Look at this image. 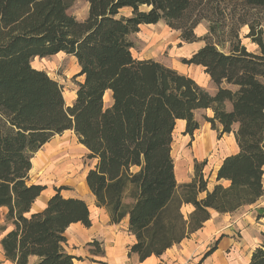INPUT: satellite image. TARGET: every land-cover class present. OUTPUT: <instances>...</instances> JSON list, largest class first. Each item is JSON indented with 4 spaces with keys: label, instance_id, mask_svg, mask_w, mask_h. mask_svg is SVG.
I'll return each mask as SVG.
<instances>
[{
    "label": "trees",
    "instance_id": "16d2710c",
    "mask_svg": "<svg viewBox=\"0 0 264 264\" xmlns=\"http://www.w3.org/2000/svg\"><path fill=\"white\" fill-rule=\"evenodd\" d=\"M74 1L0 0V207L12 225L0 243L10 264H75L65 232L75 222L92 225L87 202L64 196L62 187L42 210L32 209L46 188L31 182L32 159L66 131L94 161L86 182L96 205L108 208L113 223L128 217L136 236L129 251L141 261L190 237L212 210L255 204L264 194V0H88L84 20L70 13ZM204 19L211 35H228L218 41L228 40L230 49L207 40L183 63L203 66L213 94L178 69L133 53L132 35L145 24L163 20L192 43ZM245 25L260 52L242 42ZM59 52L75 56L80 67L71 105L60 83L32 64ZM209 108L211 127L220 136L234 132L238 144L217 169L216 180L229 184L211 189L199 163L192 180L179 183L172 156L177 121L186 120L185 133L193 136L200 128L195 110ZM187 204L193 209L185 214ZM248 263L264 264V242Z\"/></svg>",
    "mask_w": 264,
    "mask_h": 264
},
{
    "label": "rangeland",
    "instance_id": "374dc122",
    "mask_svg": "<svg viewBox=\"0 0 264 264\" xmlns=\"http://www.w3.org/2000/svg\"><path fill=\"white\" fill-rule=\"evenodd\" d=\"M88 5V0H75L69 7V11L79 20H84L89 10ZM229 7L226 11L227 13H230L231 6ZM210 23L211 21L207 19L200 22L195 28L198 40L192 43L183 40L181 31L171 28L163 20H160L157 24H145L141 26L139 32L132 35L135 41L133 53L140 59L153 58L178 69L180 72L194 78L206 91L213 94L216 91V85L210 76L206 74L204 68L194 64L187 65L183 63V58L191 57L207 40H213L217 43L219 49L229 51L230 43L228 40L222 42V44L218 41L219 39L222 40V38L227 39L228 35H222L219 39L216 35H211L209 33ZM226 29L228 28L226 27ZM246 32L248 33V26H242L239 31L242 42L248 49L253 50L255 43L246 36ZM32 64L37 69L41 68L47 71L52 78L60 83L68 105L74 102L73 100L76 97L79 86L77 81L82 80V77L77 76L80 72V67L75 56L59 52L52 56L35 58ZM109 103L110 100L107 97L106 104L108 105ZM227 108H230L229 102L227 103ZM210 115H213V111L210 108L209 110H195V116L200 123V128L194 132L193 136L187 135L183 128H179L175 134L172 156L175 159V173L179 183L192 180L195 176L194 171L197 163L203 164L202 173L209 181V187L216 181L217 169L229 145L223 144L219 131L212 128L211 123L206 120V117ZM233 138L234 136L228 138V134H225L224 140L228 139V141L232 142ZM202 141H208L209 144L205 143L203 145ZM50 143L56 147V152H53L49 164L45 163L42 167L35 168L33 163V168L29 173L31 181L46 185L43 192L44 195L62 187L61 191L65 194L78 193L86 196L88 193L86 174L94 164V161L88 157V150L79 143L74 131L57 134L49 142L42 145L40 151L46 150L45 146ZM38 152L34 155V159L38 157ZM67 163L71 164L73 168L71 171H62L59 167H56L58 172H51L50 170L55 165ZM263 208L264 194L255 204L244 206L242 209L226 215L228 220L222 233H225L224 242L227 243L224 256L228 261H233L229 264H249L253 250L264 242V217L259 215ZM191 210V207L183 208L185 214H188ZM6 211V208H0V239L4 234L3 228L5 226L7 228L11 227L5 219ZM216 236L221 235L219 233ZM215 240L216 237L209 246L213 245ZM67 245L71 248L69 243ZM79 258L85 259L83 256ZM0 264H10L3 253L1 243Z\"/></svg>",
    "mask_w": 264,
    "mask_h": 264
},
{
    "label": "crops",
    "instance_id": "0c3cea01",
    "mask_svg": "<svg viewBox=\"0 0 264 264\" xmlns=\"http://www.w3.org/2000/svg\"><path fill=\"white\" fill-rule=\"evenodd\" d=\"M248 31H249V27H248ZM253 43H255V45L253 46V50L251 49L249 50L252 52L253 51L260 52L258 44L256 42ZM196 66L203 67L200 65H196ZM105 95H107L108 100H110L111 103L113 100L111 98V92L107 91ZM185 126H186V120L179 119L175 127L176 129L174 131V137L179 128L180 129L183 128V130L185 131L186 129ZM235 126L237 129L238 126L237 125ZM225 134H228V138H232L234 136L233 141L230 142L228 141V139L224 140ZM225 134L221 136L220 139L223 142V144L225 143L229 146L226 153L223 156L222 161L226 158V155L238 151V144L237 141H235L234 132L225 133ZM229 135L230 136L232 135V137H230ZM205 143L209 144L208 141H202L203 145ZM222 161L220 162V164L222 163ZM218 182L223 183L226 186L227 184H229V180L227 179L215 181V183ZM213 185L209 187V183H208V188L211 189ZM86 186L88 192L86 196L78 193L65 194L63 193V191H61V193L66 197L76 196L83 198L87 202L88 207L90 208V217L92 222V225L90 227H86L82 222H75L70 227H68V229L65 232L67 242L64 244V246L69 253L73 254L74 256H76V259H78V260L75 259V264H199L204 254L208 250H210V248L213 246V245L211 246L209 245L211 244L213 239H215V237L216 240L219 238L216 250L210 256L205 258L200 264H229L233 262V261L232 262L228 261L224 256L226 249L225 247L227 246V243L224 242L225 233H222L223 232L222 230L224 229V226L227 223L226 221L228 220L226 215L230 214V212L219 213L216 210H212L211 219L206 221L204 226L198 229L196 232H194L190 237L183 239V241L179 244H175L167 248V251L162 256L152 255L151 257H148L145 260L141 261L138 253L130 254L129 251L131 245H133L136 242V236H134L129 231L128 217L123 218L121 220V223L111 222V216L108 208L106 206L105 207L97 206L96 197L93 194V192H91L90 189L88 188L87 182H86ZM43 192L42 195L39 196L36 199V201L33 203L32 205L33 211L42 210L47 200L53 194H55L56 190L48 193L47 195H44ZM184 207H191L193 209V206L190 204L184 205ZM0 208H6L7 210L6 214H7L8 209L6 206H2ZM11 228L12 225L11 227H8L6 231H4V234ZM219 233L221 236H216ZM68 243L71 245V248L68 247L67 245ZM98 248H100L99 249L101 250L100 252H97ZM78 256L79 257L83 256L85 259L82 260V258H79Z\"/></svg>",
    "mask_w": 264,
    "mask_h": 264
},
{
    "label": "bare ground",
    "instance_id": "6f19581e",
    "mask_svg": "<svg viewBox=\"0 0 264 264\" xmlns=\"http://www.w3.org/2000/svg\"><path fill=\"white\" fill-rule=\"evenodd\" d=\"M105 100L107 101V96L105 97ZM45 148H46V150L40 151L41 153L38 152V157L36 159H32V162L34 163L35 168L42 167V165L45 163L49 164L50 163L49 160L53 156V152L54 151L56 152V147H54L52 143L45 146ZM54 164H55V162H54ZM56 167L57 168L59 167L62 171H71L73 169L71 164L67 163V164H63V165L53 166L50 169L51 172H53V171L58 172V169Z\"/></svg>",
    "mask_w": 264,
    "mask_h": 264
}]
</instances>
